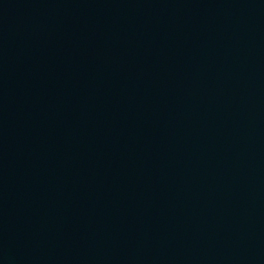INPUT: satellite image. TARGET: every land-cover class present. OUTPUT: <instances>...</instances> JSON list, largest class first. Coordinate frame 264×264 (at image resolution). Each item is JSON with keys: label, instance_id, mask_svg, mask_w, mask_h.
<instances>
[{"label": "water", "instance_id": "95a60500", "mask_svg": "<svg viewBox=\"0 0 264 264\" xmlns=\"http://www.w3.org/2000/svg\"><path fill=\"white\" fill-rule=\"evenodd\" d=\"M0 264H264V0H0Z\"/></svg>", "mask_w": 264, "mask_h": 264}]
</instances>
